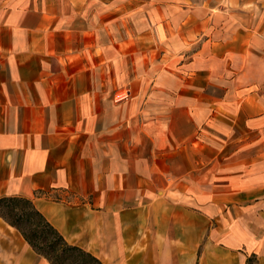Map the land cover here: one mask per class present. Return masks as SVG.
<instances>
[{"label":"crops","instance_id":"obj_1","mask_svg":"<svg viewBox=\"0 0 264 264\" xmlns=\"http://www.w3.org/2000/svg\"><path fill=\"white\" fill-rule=\"evenodd\" d=\"M102 264H264V0H0V198ZM0 264H49L0 217Z\"/></svg>","mask_w":264,"mask_h":264},{"label":"trees","instance_id":"obj_2","mask_svg":"<svg viewBox=\"0 0 264 264\" xmlns=\"http://www.w3.org/2000/svg\"><path fill=\"white\" fill-rule=\"evenodd\" d=\"M14 227L38 255L49 264H102L81 248L68 244L61 235L36 211L28 200L17 197L0 198Z\"/></svg>","mask_w":264,"mask_h":264},{"label":"rangeland","instance_id":"obj_3","mask_svg":"<svg viewBox=\"0 0 264 264\" xmlns=\"http://www.w3.org/2000/svg\"><path fill=\"white\" fill-rule=\"evenodd\" d=\"M6 208L4 207V205L2 203H0V216H3L4 219H11L10 216H8L5 212Z\"/></svg>","mask_w":264,"mask_h":264}]
</instances>
